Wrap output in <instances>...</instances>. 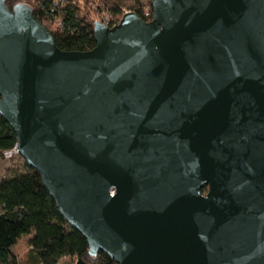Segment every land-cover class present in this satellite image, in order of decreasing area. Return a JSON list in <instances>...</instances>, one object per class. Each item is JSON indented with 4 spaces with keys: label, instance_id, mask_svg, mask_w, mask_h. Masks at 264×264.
I'll use <instances>...</instances> for the list:
<instances>
[{
    "label": "water",
    "instance_id": "obj_1",
    "mask_svg": "<svg viewBox=\"0 0 264 264\" xmlns=\"http://www.w3.org/2000/svg\"><path fill=\"white\" fill-rule=\"evenodd\" d=\"M150 2L67 51L0 0V115L90 255L264 264V0Z\"/></svg>",
    "mask_w": 264,
    "mask_h": 264
},
{
    "label": "trees",
    "instance_id": "obj_2",
    "mask_svg": "<svg viewBox=\"0 0 264 264\" xmlns=\"http://www.w3.org/2000/svg\"><path fill=\"white\" fill-rule=\"evenodd\" d=\"M17 2L30 6L59 49L85 51L95 46V20L87 0H6V6L11 9ZM98 7L116 18L125 7L144 21L151 19L144 16L139 0H98ZM15 144V132L0 115V157ZM17 156L22 163L9 158L0 177V264H60L62 259L66 264H113L102 251L89 254L86 239L62 217L39 172ZM23 234L28 235L30 262L21 263L12 247Z\"/></svg>",
    "mask_w": 264,
    "mask_h": 264
},
{
    "label": "rangeland",
    "instance_id": "obj_3",
    "mask_svg": "<svg viewBox=\"0 0 264 264\" xmlns=\"http://www.w3.org/2000/svg\"><path fill=\"white\" fill-rule=\"evenodd\" d=\"M88 3L86 5V7L90 8V16L94 19V20H103L104 17H109L112 18L113 21H118L121 17V15L125 12L128 11L129 9L127 8H122V14L119 17H115V16H110L109 13H107L105 10L102 9V7H98V0H87ZM100 8V9H99ZM6 162H11L14 161L15 163H22V160L20 159L19 156L15 155L13 159L9 158H3ZM29 246H28V235L23 234L20 238H18L17 242L15 243V245L12 247V252L17 256V258L19 259V261L21 263L23 262H30V252H29ZM67 259H62L60 264H66L68 261H66Z\"/></svg>",
    "mask_w": 264,
    "mask_h": 264
},
{
    "label": "built area",
    "instance_id": "obj_4",
    "mask_svg": "<svg viewBox=\"0 0 264 264\" xmlns=\"http://www.w3.org/2000/svg\"><path fill=\"white\" fill-rule=\"evenodd\" d=\"M139 2L142 6L144 16H146V17L150 16L151 12H152L151 5L148 4L147 0H139ZM128 11H131V10H128ZM125 12H127V11H125ZM98 21H100L101 23H103L104 25L109 26V27L115 25L118 22V21H113L112 18H109V17H104L103 20H98ZM3 154H4L5 158H11L15 155H18V152H17L16 147L13 146V148L5 151Z\"/></svg>",
    "mask_w": 264,
    "mask_h": 264
},
{
    "label": "crops",
    "instance_id": "obj_5",
    "mask_svg": "<svg viewBox=\"0 0 264 264\" xmlns=\"http://www.w3.org/2000/svg\"><path fill=\"white\" fill-rule=\"evenodd\" d=\"M8 165V162H6L3 158L0 157V177L4 174L5 169Z\"/></svg>",
    "mask_w": 264,
    "mask_h": 264
}]
</instances>
